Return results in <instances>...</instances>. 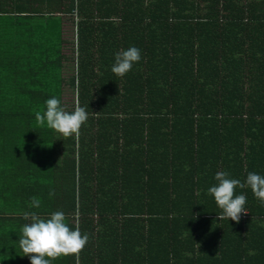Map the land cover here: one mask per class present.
<instances>
[{"label": "trees", "instance_id": "trees-1", "mask_svg": "<svg viewBox=\"0 0 264 264\" xmlns=\"http://www.w3.org/2000/svg\"><path fill=\"white\" fill-rule=\"evenodd\" d=\"M133 45L142 59L116 76L113 54ZM53 95L85 107L78 134L36 122ZM109 169L123 186L104 206ZM159 169L166 191L123 195ZM217 171L264 175V0H0V204L15 207L0 205V264H17L9 246L32 196L39 215L63 211L82 233L111 215L167 226L136 246L124 238L132 255L106 264H264V206L237 187L248 213L219 220L207 193ZM86 247L53 264H89Z\"/></svg>", "mask_w": 264, "mask_h": 264}, {"label": "clouds", "instance_id": "clouds-1", "mask_svg": "<svg viewBox=\"0 0 264 264\" xmlns=\"http://www.w3.org/2000/svg\"><path fill=\"white\" fill-rule=\"evenodd\" d=\"M141 59V49L134 45L117 51L113 54L111 72L123 77ZM87 118L85 107L77 103L71 111H68L55 95L44 101L42 112H35V120L38 124H46L48 128L64 137L78 134ZM213 180L215 183L207 188V193L221 209L217 213L219 220L227 218L238 222L241 213H248L244 207L246 196L243 193L234 194V189L237 187L248 186L254 197L264 206V175L248 172L242 183L227 171H217ZM48 195L51 198L54 193L50 191ZM26 204L28 210L23 211L22 216L29 222L21 226L18 243L24 255L28 256L30 264H52V261L61 255L79 253L89 241L87 232L82 233L78 226L69 227L63 211H52L46 217H42L33 210L41 206V199L37 196L30 197Z\"/></svg>", "mask_w": 264, "mask_h": 264}, {"label": "crops", "instance_id": "crops-1", "mask_svg": "<svg viewBox=\"0 0 264 264\" xmlns=\"http://www.w3.org/2000/svg\"><path fill=\"white\" fill-rule=\"evenodd\" d=\"M168 172V171H167ZM166 171L159 169V170H151L147 173L145 178H142L141 180L134 179L128 183L125 182L124 187L122 189V193L124 196L127 195V193L132 192L134 194L135 190H140L144 192L143 189H149V193L153 190L154 192L159 189V191L164 190L166 191L165 183H168V174ZM197 178V176H195ZM101 182L99 184V190L102 189L101 197H102V204L106 206V200L107 204L110 201L113 204L114 196L119 198V195L121 194V188L123 186L122 180L120 179V173L117 171V173H114L113 169L106 170L101 174ZM137 180V181H136ZM136 181V182H135ZM120 199V198H119ZM121 200V199H120ZM135 200V199H134ZM133 202V201H130ZM121 203V202H120ZM134 204L127 203L128 209L138 208L137 204L138 202H133ZM3 204V203H2ZM1 205L2 210H4V213L7 212V208H15V207H7V202H4V204ZM143 204V203H141ZM17 209V208H16ZM121 207L119 206L116 212L118 213L120 211ZM7 214V213H6ZM119 215V214H118ZM69 222L71 225L78 226L79 220L78 219H69ZM94 224L97 226L95 229H91L88 231L89 234V241L87 243L86 252L85 255L90 258L89 264H97L98 259L94 260L93 257L97 254V252H100L101 255L104 258V264L109 263V261L114 262L113 258L115 255H118V251L121 250V240L126 238V244L127 246H130V241L132 239V243L136 246L137 241L140 243H144L145 239L148 238L147 235L150 233H153L157 236H164L166 234H169L167 231V226L164 227L165 223L161 219H157L155 223H153V227H147L150 225V223L146 219H135V220H127L126 218H120L119 216H113L104 218V219H96L94 220ZM125 226V227H123ZM137 231L139 233H137ZM142 233V234H141ZM125 234V236H124ZM139 236V238L136 240V237ZM116 238V241L114 242L113 239ZM136 240V241H135ZM120 241V242H119ZM10 242H16V240L11 241H4L5 247L9 245ZM15 244V243H14ZM11 251V257H14L17 259V264H22L23 259V252H21L18 239L16 242V245L11 244L9 246ZM124 246L122 247V250L120 252V255L124 252ZM129 250L131 248H128ZM135 247L131 251L134 252ZM7 251V250H4ZM131 252H124L129 254H123L130 256L132 255ZM32 255V254H30ZM21 257L20 259L18 257ZM81 257V256H79ZM28 258V256L26 257ZM110 258V260H108ZM29 261V258H28ZM118 261V260H117ZM119 263V262H118ZM30 264V261H29ZM53 264V261H52ZM88 264V263H87Z\"/></svg>", "mask_w": 264, "mask_h": 264}, {"label": "rangeland", "instance_id": "rangeland-1", "mask_svg": "<svg viewBox=\"0 0 264 264\" xmlns=\"http://www.w3.org/2000/svg\"><path fill=\"white\" fill-rule=\"evenodd\" d=\"M72 29H73V28H71V29H70V32L68 33V34H69V37H72V36H73V34H72Z\"/></svg>", "mask_w": 264, "mask_h": 264}]
</instances>
